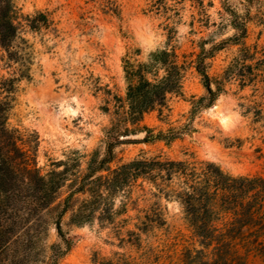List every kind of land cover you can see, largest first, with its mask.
<instances>
[{"label": "rangeland", "instance_id": "374dc122", "mask_svg": "<svg viewBox=\"0 0 264 264\" xmlns=\"http://www.w3.org/2000/svg\"><path fill=\"white\" fill-rule=\"evenodd\" d=\"M13 1L23 17L15 47L25 66L1 63L0 82L12 80L14 85L7 128L42 175L69 169L58 202L73 191L72 174L83 175L96 152L105 156L106 132L124 112L128 63L138 67L160 50L175 52L184 67L183 95L169 96L167 106L147 113L142 125L155 134L170 129L182 133L170 144L144 143L145 133L120 137L111 169L138 158L161 157L214 163L235 177H264V119L255 114L264 110L261 93L252 87L241 89L238 81L230 80L210 107L192 113L194 98L206 95L194 68L201 47L210 49L235 34L223 0ZM244 1L228 0V5L243 13ZM40 13L47 21L33 30L25 19ZM246 43L262 45L264 26L252 21ZM239 49L227 44L216 51L206 61L209 75L221 78ZM126 126L131 127L123 123L120 128ZM121 139L138 142L118 144ZM87 198V194L75 195L74 208L63 217L64 232L73 245L60 264H209L216 260L215 245L201 243L181 204L158 194L143 179L114 197L113 221L101 220L97 214L93 223L76 227L73 211ZM43 216L49 224L43 237L47 256L59 237L53 224L55 212ZM143 223L149 224L146 230ZM243 264L264 261L253 254Z\"/></svg>", "mask_w": 264, "mask_h": 264}, {"label": "trees", "instance_id": "16d2710c", "mask_svg": "<svg viewBox=\"0 0 264 264\" xmlns=\"http://www.w3.org/2000/svg\"><path fill=\"white\" fill-rule=\"evenodd\" d=\"M223 3L235 34L213 44L210 49L205 45L201 47L194 68L202 77L206 95L194 98L193 115L210 107L225 92L223 85L230 80L238 81L241 89L252 87L264 98V43L252 46L246 43L252 21L264 26V0H245L243 13L231 9L228 0ZM20 18L23 17L13 0H0V71L3 62H8L9 66H25L21 51L15 47L20 39ZM25 20L34 30L42 21H47V16L40 13ZM227 44L240 47L238 56L221 78L214 79L208 73L206 61ZM128 64L124 112L117 124L106 132L105 156L100 157L96 152L83 175L72 174L74 189L63 202L58 201L70 176L69 169L42 175L39 169L31 166L7 128L13 82H0V264H60L73 245L62 226L63 217L74 208L72 198L80 193L88 195L73 211L74 226L93 223L97 214L101 220L113 221L116 215L114 197L139 179L151 183L158 194L167 199H176L201 243L205 247L215 245L216 260L209 264H243L253 254L264 261L263 176L235 177L214 163L197 164L161 157L138 158L111 169L115 143L120 137L145 133L144 143L164 141L170 144L182 133L170 129L155 134L142 125L147 113L167 106L169 96L183 95L185 70L175 52L160 50L138 67ZM263 113L262 109L255 112L258 118L264 119ZM123 123L131 127L121 129ZM46 212H55L53 224L59 237V242L50 246L47 256L43 245V237L49 233V224L43 216ZM148 227L149 224L145 225L143 230Z\"/></svg>", "mask_w": 264, "mask_h": 264}, {"label": "water", "instance_id": "95a60500", "mask_svg": "<svg viewBox=\"0 0 264 264\" xmlns=\"http://www.w3.org/2000/svg\"><path fill=\"white\" fill-rule=\"evenodd\" d=\"M137 140H131V139H121V141L118 142V144H130V143H136Z\"/></svg>", "mask_w": 264, "mask_h": 264}]
</instances>
